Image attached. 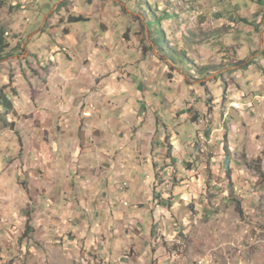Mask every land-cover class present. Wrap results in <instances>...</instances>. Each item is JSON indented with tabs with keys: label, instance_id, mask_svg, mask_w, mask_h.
Listing matches in <instances>:
<instances>
[{
	"label": "crops",
	"instance_id": "0c3cea01",
	"mask_svg": "<svg viewBox=\"0 0 264 264\" xmlns=\"http://www.w3.org/2000/svg\"><path fill=\"white\" fill-rule=\"evenodd\" d=\"M224 3V20L245 30L249 52L232 77L247 87L228 85L212 126L190 122L195 82L108 10L84 23L93 30L66 23L54 45L2 63L13 110L0 106V264H192L171 248L224 179L264 240V3L253 6L255 34L240 4ZM84 103L98 112L82 118Z\"/></svg>",
	"mask_w": 264,
	"mask_h": 264
},
{
	"label": "rangeland",
	"instance_id": "374dc122",
	"mask_svg": "<svg viewBox=\"0 0 264 264\" xmlns=\"http://www.w3.org/2000/svg\"><path fill=\"white\" fill-rule=\"evenodd\" d=\"M155 1L159 11L165 9L171 17L158 15L159 20L153 25L156 27L154 32L160 34L161 31L172 36L173 38L167 40L171 49L180 46L181 50L187 53L186 60L190 66L177 65L176 68L184 70H180L184 77L186 73H190L186 77L195 82L200 94L197 98L201 100L200 103L193 104L189 113L201 117L211 116L208 125H214V118L220 121L221 111H227V106L223 105L225 100L222 99L226 96L224 92L228 85L235 82L244 89L247 87L246 78L235 80L232 77L237 70L232 69L237 67L232 64H241L249 52L248 46L241 40L245 30L242 33L237 32L240 25L232 23L231 18L224 20L232 13L222 12V5L226 0H222L223 3L221 0ZM233 1L241 6L240 16L237 17L246 31L254 34L259 32V27L254 28L250 21L257 16L253 6L260 8L258 4L264 3V0ZM144 4L145 0H0V27L10 45L15 49H22L21 54L26 51L36 55L39 50L47 47L48 42L52 44V39L63 36V32L59 30L62 25L68 23L69 17H102L103 12L108 10L109 16L116 13L115 18L124 19L126 26L130 27L128 31L133 33L136 42H139L144 50L156 51L146 27V16L142 9ZM94 26V23L76 24L79 31L93 30ZM47 28L50 30L45 33ZM54 28L58 32L57 36ZM240 40L242 45H239ZM165 54L168 55V52ZM177 58L183 59L181 56ZM196 68H210L213 72L207 73L213 74L198 76L196 73L199 71L196 72ZM228 68L231 69L227 70ZM239 71L242 72L241 69ZM249 164V167L253 166L254 169L256 163ZM229 175L230 172L222 177ZM224 180L220 184L222 187L217 182L215 187L207 186V206L203 212H197L195 218L191 217L190 229L186 234L181 233L178 236L180 244L173 246L171 251L177 252L179 261L189 260L192 264L206 255L213 257L214 264H264L263 237L260 243L254 239L256 237L248 217L244 216L243 212L240 215L235 208L239 205V189L234 187L232 182L227 184V180ZM238 207L240 208V205Z\"/></svg>",
	"mask_w": 264,
	"mask_h": 264
},
{
	"label": "trees",
	"instance_id": "16d2710c",
	"mask_svg": "<svg viewBox=\"0 0 264 264\" xmlns=\"http://www.w3.org/2000/svg\"><path fill=\"white\" fill-rule=\"evenodd\" d=\"M142 9L146 16L145 18L146 27H148V30L151 34L150 35L151 40L153 44L155 45L153 46L156 49V51L159 53L161 60L169 63L172 68H176L177 65L183 66L185 64H188L186 66L189 67L190 63H188V61L186 60L187 53L182 51L180 46L178 47L174 46L175 48L173 47L171 49V47L169 46L170 44L167 43V40L173 37L170 35H165L161 31H160V34H157L154 32V28L156 27L153 25L155 24V21L158 22L159 20L158 15H161L162 17H171V15L168 14L165 9L160 12L158 9V3L155 0H145V4L143 5ZM173 16H176V15L173 14ZM88 21L89 20L87 18L85 19L81 15H75L73 17H69L68 24L75 25V24H80V23H86ZM153 35H155V37ZM19 50L15 49V47H12L10 45V42L7 40L5 36L4 30L0 27V64L3 63L5 60L9 59L10 57H13L14 54H16ZM165 52H168V55H166ZM177 56H181V58L183 59H179L177 58ZM176 69L184 71L181 68H176ZM197 70L199 72H197ZM208 71L213 72L210 68L209 69L208 68L207 69L206 68H200V69L196 68V72H197L196 74L198 76H203V75L208 76L210 74H213V73H210V74L207 73ZM188 74L190 73H186V76H189ZM4 90L5 88L0 89V106H2L6 111H11L13 110V107H12L11 102L5 96ZM12 92L14 93L15 91L12 90ZM198 121H199V115L197 114L191 115L190 122L192 125H197ZM236 209H237V212L241 215L242 210L238 206L236 207Z\"/></svg>",
	"mask_w": 264,
	"mask_h": 264
},
{
	"label": "built area",
	"instance_id": "2783aa9c",
	"mask_svg": "<svg viewBox=\"0 0 264 264\" xmlns=\"http://www.w3.org/2000/svg\"><path fill=\"white\" fill-rule=\"evenodd\" d=\"M98 112L97 107L94 104L84 103L80 107V115L82 118H91ZM194 264H214V259L211 255H206L202 259H198Z\"/></svg>",
	"mask_w": 264,
	"mask_h": 264
}]
</instances>
